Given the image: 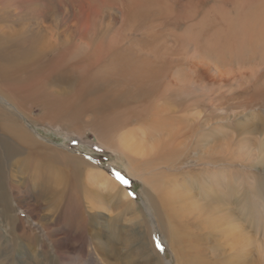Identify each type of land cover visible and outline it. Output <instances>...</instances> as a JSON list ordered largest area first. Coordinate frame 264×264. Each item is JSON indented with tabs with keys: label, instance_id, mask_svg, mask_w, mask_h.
<instances>
[{
	"label": "rangeland",
	"instance_id": "obj_1",
	"mask_svg": "<svg viewBox=\"0 0 264 264\" xmlns=\"http://www.w3.org/2000/svg\"><path fill=\"white\" fill-rule=\"evenodd\" d=\"M224 1L218 25L232 28L218 26L215 48L212 0H199L202 24L188 17L191 34L165 31L190 46L171 72L185 85H170L172 122L144 93L134 109H0V264H264V31ZM197 47L231 77L196 78ZM19 119L46 149L3 151Z\"/></svg>",
	"mask_w": 264,
	"mask_h": 264
},
{
	"label": "bare ground",
	"instance_id": "obj_2",
	"mask_svg": "<svg viewBox=\"0 0 264 264\" xmlns=\"http://www.w3.org/2000/svg\"><path fill=\"white\" fill-rule=\"evenodd\" d=\"M233 1L247 15H242L241 19L246 21L240 25L245 23L247 31L253 34L263 32L264 0ZM222 3L218 6V0H212L208 6L210 20L208 23L204 20L212 32L209 42L212 48L216 47L218 26L223 31L232 28L231 23L218 25V10L225 1ZM201 7L199 0H0V109H12L11 116L23 109H134L139 94L144 93L147 96L144 109L157 105L165 113L164 120L172 122L178 113L172 109H181L182 102L172 101L170 85L179 90L185 85L183 80L174 81L171 72L178 64L180 68L183 66L190 46L177 48L182 39L165 31L179 26L191 34L193 28L187 22L192 17L195 24H202L203 17L197 20ZM191 9L194 12L190 13ZM166 36L174 46L166 43ZM198 48L194 52L190 48L191 55L188 52L190 64L196 67L193 71L200 68L209 73L211 82L229 78V73L224 71L225 77L211 54L199 52ZM200 74L199 70L193 75L200 79ZM19 124L14 127L9 122L4 128L9 137L3 147L5 153L12 150V143L30 151L46 149L31 135L32 131L37 134L36 131L20 119ZM155 145L157 149L161 142ZM203 159L199 161L208 164Z\"/></svg>",
	"mask_w": 264,
	"mask_h": 264
},
{
	"label": "trees",
	"instance_id": "obj_3",
	"mask_svg": "<svg viewBox=\"0 0 264 264\" xmlns=\"http://www.w3.org/2000/svg\"><path fill=\"white\" fill-rule=\"evenodd\" d=\"M119 179H120V177H119ZM123 180V179H122Z\"/></svg>",
	"mask_w": 264,
	"mask_h": 264
},
{
	"label": "snow or ice",
	"instance_id": "obj_4",
	"mask_svg": "<svg viewBox=\"0 0 264 264\" xmlns=\"http://www.w3.org/2000/svg\"><path fill=\"white\" fill-rule=\"evenodd\" d=\"M158 247H159V245H158Z\"/></svg>",
	"mask_w": 264,
	"mask_h": 264
}]
</instances>
